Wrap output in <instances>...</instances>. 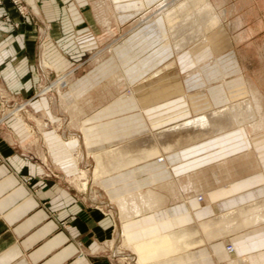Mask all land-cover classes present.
Returning a JSON list of instances; mask_svg holds the SVG:
<instances>
[{
	"label": "crops",
	"instance_id": "crops-1",
	"mask_svg": "<svg viewBox=\"0 0 264 264\" xmlns=\"http://www.w3.org/2000/svg\"><path fill=\"white\" fill-rule=\"evenodd\" d=\"M40 1L42 4L38 6ZM23 2L28 10L26 20L18 15L9 0L0 4V118L7 103H24L27 112L37 117L35 125L39 122L45 125L42 131L31 132L22 118L0 121V264H128L114 256L110 249L109 243L117 230L121 232V243L127 242L131 250L136 243L200 226L264 200V134L253 137L244 128L236 127L225 131L228 127L225 132L204 136L193 143L198 149L193 154L194 159L204 160L208 155L213 158L212 162L178 176L184 179L195 173L196 186H200L196 188L197 195L192 196L193 192L183 187L184 182L183 188H179L181 195L159 190L165 205L124 221L115 209L112 215L75 200L74 195L60 185H64L61 178L77 176L76 154L84 160H95L94 157L107 148L113 150L131 144L139 147L145 139L156 135L148 129L165 128L179 118L196 117L198 120L212 116L228 110V100L234 102L237 95H249L247 81L254 80L238 65L236 46L233 47V42L241 43L246 33L232 39L227 30L234 54L223 67L218 63L211 65L208 57L199 55L200 49L217 44L212 34L208 36L209 44L197 41L187 46V49L193 48V55L190 51L177 53L162 22L160 32L164 43L157 38L153 24L146 28L155 40L147 39L143 31L144 40H141L137 35L140 31L135 32L134 27L129 39L112 46L109 55L96 57L92 63L85 56L97 51L101 42L89 24L91 11L88 12L86 6L91 8L90 0ZM59 2L69 4V9L60 7ZM124 17L122 21L126 20ZM234 26L240 28L237 23ZM120 29L118 25L116 31ZM109 30L108 26L104 28L111 34ZM229 48L227 43L228 51ZM143 49L150 52H141ZM146 53L148 57L143 58ZM172 55L180 66V72L173 73L185 88L186 104L180 105L176 97H171L158 105V110L149 100L141 108L145 102L140 103L134 97L143 96L145 91L135 83L131 88L111 86L110 81L120 74L130 76L131 73V78H138L139 64L148 63L150 71L158 70L159 66L161 69L171 66L174 71ZM184 58L188 60L187 68L183 66ZM232 71L235 75L227 78ZM67 72L73 73L63 89L44 93L58 75ZM190 79L199 83L196 89L186 86ZM203 82L204 87L199 88ZM225 105L228 106L216 110ZM204 121L201 129L208 128ZM38 124L30 127L38 129ZM35 142L47 157L50 176L43 167L30 162L28 153L15 148ZM189 150L188 145L182 152ZM193 156L188 154L175 164L190 166ZM150 159L147 157L103 178L101 185L110 201L142 192L147 186L177 181L178 177L171 175L170 165L162 167L157 161L143 163ZM195 196L201 200H196ZM227 245L233 248V254H226ZM135 257L132 252L129 258ZM160 259L147 264H264V221Z\"/></svg>",
	"mask_w": 264,
	"mask_h": 264
},
{
	"label": "rangeland",
	"instance_id": "rangeland-1",
	"mask_svg": "<svg viewBox=\"0 0 264 264\" xmlns=\"http://www.w3.org/2000/svg\"><path fill=\"white\" fill-rule=\"evenodd\" d=\"M3 1H5V0H0V4ZM31 1L34 2V0H31ZM9 2L11 3L12 7L16 10L18 15L23 20H26L25 18L28 15V11L25 13V16L20 15V13L18 12L15 5H13V2L11 0H9ZM130 2H132V0H126L124 3L129 4ZM59 3H61V2H59ZM90 3H91V8H89V5L86 6V9L88 10V12L91 11L89 14V17H88L89 24L91 25L92 33L98 39V41L101 42L97 51L91 52L85 56V59L89 58L88 60H92L91 61L92 63L95 62L94 60L96 57H101V55H103V54H104L103 56L109 55L110 48H112V46H115L116 44H118L120 42L127 40V37L129 36V34H130V36H132L133 33L131 34V30L134 27L137 29L135 32L140 31L137 35L141 37V40H144L142 37V31L145 32L147 39L149 37H151L152 40H155V38H154L155 36L153 37V36L148 35V32L150 30H149V28H146V27L150 24H154V22H156L158 20H160V22H162L164 24V29H165V31L167 30L166 33L170 36L169 38L172 39V42H173L172 44L173 45L175 44L174 46L177 49L176 48H174V49H175V51H177V53L183 52L185 54L188 51H190V53L192 54L193 48L190 47L187 49V46H189V45L191 46V44H193L197 41H200L201 43L204 42L203 44H206V42L208 41V36L212 34L213 39L216 41L218 40L217 44L213 47L208 48V46H205L204 48L200 49L199 55L208 57L209 58V60H208L209 64L213 65V64L218 63V65H220L222 67H223V65H225V61L227 59H229L230 55H232V53L234 54V52L232 51V48H231L230 36H229V33L227 32V30L230 32L232 39H235V37H236V39L240 36L242 37V35L246 33L244 36V40L242 42L238 41L241 43L236 45L233 42V47L236 46L235 51H236L237 58H238V65H240L246 71V73H248V75L250 77H252L254 80L252 82L247 81V86H249V84H250L249 87H252V88L255 87V89L257 88L259 93L254 94L255 95L254 99L250 98L251 99L250 102H252V103H247L248 105L247 104L242 105L243 102H242V100H240L243 98V100L247 99L249 101L250 99H249V96L247 95L248 93L246 94V96L243 95L242 98L238 97V95H237V97H236L237 101L233 100L234 102H232V103H234V105H241V107H240V113H241L240 115L241 116L237 115L238 117L236 116V118L234 117V119L231 120V122L233 124L236 123V125L235 126H226V127H221V128H219L218 126L215 125L216 130L215 129L214 130L207 129V128L201 129V127L203 126V125H201V127L198 128V129H200L201 134L200 133L197 134V132H195L197 125H199L201 123L203 124L204 120L207 121V122L204 121V122H206L205 124L209 125L210 122L218 123L221 120L230 119L229 111H228L229 109L228 110L224 109L223 111H225L224 112L225 114H223V116H221L223 118H219V119H217L218 117L216 118V116H215L218 114L217 112L212 114V116L199 118L198 120H196V117H193V118L189 117V119H180V118L176 119V121L173 124H170L169 126H167L165 128H157L156 130H154V132H152V134H154V135L157 133H160V134H157L154 137H150V138L145 139L143 142H141L139 147L135 148L133 144L127 145L129 147H132V149L135 150V152H136V150L139 149L138 150V153H140L139 158L135 159L134 162L135 161L138 163L142 162L143 160L147 159V157L152 158V159L148 160L147 162H143V163L149 164V163H154L156 161L157 162L160 161L159 159L162 158L164 151H162L160 144L159 143L157 144V141H156L157 138L160 140V143L163 144L164 140L170 139V137H172L171 142H173L174 147H176L178 149V148H181V143H184V141H189L188 143L193 144L196 141L197 137H200V139H201L204 136H211L213 134H219V133H222L225 131H230L234 127L244 128V130H246V132L249 134V136H253V137L264 134V0H225V1H221V0H212V1H208V0H156L155 2H152L150 4V6L146 7L145 5H143L138 11H136V13L130 12L128 15H123V14L117 15L116 10H115V6H114L115 4L113 3V0H90ZM37 4H38V6L39 5L41 6L42 1H40ZM166 4H168V6H166ZM161 5L163 7H161ZM60 7H67V10H68L69 4L67 5V4L61 3ZM194 8H196V9H194ZM124 11H127V9ZM122 16L123 17L126 16L125 17L126 20L122 21ZM178 18H179V20H178ZM105 19L107 21H105ZM234 23L239 24L240 28L238 27V29H237L234 26ZM118 25H121L120 32L116 31V27H118ZM106 26H108L110 28L109 32L111 34L104 31V28ZM171 29L174 31H171ZM129 38L130 37H128V39ZM173 40H175V41H173ZM221 41H223L222 43L225 44L224 47H226V48H227V43H228V45L230 46V48H229L230 51H228V52L226 50L222 51V49L220 48ZM142 42H144V41H142ZM180 42H182V44ZM158 47L156 48V50L158 49ZM144 50H147L146 52H148V51L150 52V49L149 50L143 49L141 52H143ZM146 54L147 55L144 56L143 58L148 57L149 53H146ZM92 56L94 58H92ZM186 56H188V55H186ZM191 56L189 55V57H191ZM151 58H153V56ZM171 58H170L171 62L175 61L174 62V65H175L174 71H171L172 70L171 66H168V67L163 66L162 69L159 66L157 68L158 70L149 72L150 71L148 69L149 65H148V67H146L145 70H149L148 71L149 73H154V72L159 71V70H161L162 72L164 71L163 73H166V75L163 74L164 77H162L163 79H161V80L162 81L170 80L171 76L176 77L173 72H176L177 70H178V72H180V66L178 64L177 59H175V57L173 55ZM183 62H182L183 66L185 68H187L188 67V60H186V58H184ZM174 65L172 66L173 69H174ZM92 66H94V65H92ZM139 66H140V64H139ZM230 66H232V65H230ZM140 68H141V66H140ZM138 69L139 68H137V70ZM83 70L84 69H81L82 72H83ZM124 71L126 73V70H124ZM72 73L73 72H67V73H63V74L58 75V77H56L55 80L50 84L48 90L51 88H52V90L54 89L56 91L63 89L68 84V82H70L69 76ZM140 75H141V73L139 72V76ZM233 75H235V72L232 71L226 77L228 78V77H231ZM125 76L127 77V75H125ZM139 76H138L137 81H134V80H136L135 78H130L128 80V77H127V80H128L127 84L128 85L122 86V87L123 88L124 87L131 88L134 83L136 84V86H139V85H137L138 83L143 84L145 78L144 77L139 78ZM131 77H133V76L131 75ZM176 79L178 80V83L181 86V90H183V95H184L185 94V90H184L185 88L182 87V83L180 82L179 78L176 77ZM199 81L202 82V80H199ZM59 83H62L60 88L58 86H55ZM157 83L159 84L157 79H155V78L151 79V84L153 86L155 85L157 87L158 86ZM171 83L172 82L170 80V86L167 88L168 89L167 95H169L168 96L169 98L163 97L164 96V93H163L164 89H158L157 92H154V94H161V97L163 98V100H161L160 102L156 103L155 102L156 99L155 98L153 99V95L148 93L144 89H142L145 91L144 95H143L144 97L138 95V96H135L134 98L136 99V97H139V99H136V100H139L140 103L145 102L144 105L148 104L147 101L149 100V103H152L155 105V107H158V105H160L162 102L163 103L167 102L171 97H176L178 104L184 105V103L187 101L186 96H185V102L181 103L183 101L181 100L180 92L174 86H172ZM183 83H185V82H183ZM222 83H224V81H222ZM198 84L199 83L193 82L192 79H190L186 82V86L188 88H191V89H193V88L196 89ZM201 87H204V82H203V84L201 83V86H199V88H201ZM242 87L244 88V84L242 85ZM41 94L42 93H40V95ZM249 94L252 95V93H250V92H249ZM94 97H97V96H95V94H94ZM256 97H258V98H256ZM259 97H261V98H259ZM238 99L240 101H238ZM3 101H5V100H3ZM19 105H23L22 107L25 108L24 103L23 104L22 103H13V104L7 103L6 104L7 107L6 106L4 107V111L2 112V116L0 118V121H3L6 118H10V117L11 118H22L23 123H25V127L27 125V129H29V131H31V132L36 131V130L42 131L45 123H42V122H39V124L37 123L38 129L30 127V125L37 126V124L35 125V123H34L35 120L37 119V117L35 115L31 114L30 112H27V108H25V110H23L22 113L21 112L16 113L15 115L12 113V112H15V109L22 108V107L19 108L18 107ZM227 106L228 105L221 106L220 108H218L216 110L222 109V108L227 107ZM9 107L13 108V109H10ZM16 107H18V108H16ZM175 108H178V106H176ZM246 110H248V111H246ZM16 111H18V110H16ZM259 113H260V115H259ZM22 114H23V117H22ZM254 114H256V115H254ZM175 116H179V115L176 114ZM194 120H195V122H194ZM188 122H190V123H188ZM161 124L163 125V123H161ZM0 125L2 126V124H0ZM206 127H209V126H206ZM228 127H230V128H228ZM226 128H228V129L225 130ZM246 128H248V129H246ZM150 131H152V130L148 129V132H150ZM163 131H166V132H163ZM192 131H194V132H192ZM161 132H163V133H161ZM58 135H60V134H58ZM169 135H171V136L167 137ZM60 136H62V135H60ZM30 137H32L31 134H30ZM164 138H166V139H164ZM182 139H184V140H182ZM38 146L39 145H37L35 142L32 144H27L23 147H21V145H17L15 148H17V150L22 151L26 154L28 153L30 155L29 158H31L30 162L32 164L36 165L37 167L38 166L43 167L45 169V171L48 172V174H49L48 176H50V171H48V170H50V167H49L48 162H47L48 161L47 157H46V155L43 156L41 148H40V146L39 147ZM124 147H126V146H124ZM124 147H121L120 150L118 148H116L117 150L116 149H113V150L119 151V153H121V151H124ZM150 150L152 151L149 154L150 156L149 155L147 156V154L145 155V153H149ZM127 154L130 157L129 151L127 152ZM134 154H136V153H134ZM75 158H76V164H77V169H78L77 176L71 177V178H61L64 185L62 184V185H60V187H62L64 190H67V192L69 194H71L72 196L74 195L75 200L83 201L84 203L87 202L88 204H90V206L92 205L95 208L96 207L102 208V210L104 212H109V214L111 213L112 215H114L115 212L112 209H115V204H114V202L110 201L108 195L105 194V191L102 188L101 181L103 180V178H99V179H97V181L91 179V175H92L93 170L95 168L94 165L96 163V159L93 160L92 158H87L86 160H84L78 154L75 155ZM143 165H145V164H143ZM143 165H141V166H143ZM81 171L85 172L86 179L88 180L87 181V189L85 192L76 190L77 188L75 187V185L73 183V180L80 176ZM48 180H51V179L49 178ZM82 180H81V182H83ZM161 185L162 184L158 183V185L155 184L154 186H149V187L147 186L148 188L144 187L141 189V191L143 193L147 189H150V190H153V191L155 190L156 192H158V190H160ZM98 203H101V204L98 205ZM113 204H114V206H113ZM130 212L133 213V211H131V210H130ZM120 234H121V232L117 230L116 236L114 237V240L111 241V243H109L110 249L113 252L114 256L120 257V260H122V258L125 257L124 260L125 259L126 260L125 261L122 260V262L132 263V262L127 260L128 257H130L132 255V252L129 248H127L126 244H124L123 241L121 243ZM227 246H230V245H227ZM119 255H122V256H119Z\"/></svg>",
	"mask_w": 264,
	"mask_h": 264
},
{
	"label": "bare ground",
	"instance_id": "bare-ground-1",
	"mask_svg": "<svg viewBox=\"0 0 264 264\" xmlns=\"http://www.w3.org/2000/svg\"><path fill=\"white\" fill-rule=\"evenodd\" d=\"M125 1L126 0H113V3L115 4L114 6H115L116 13H120V14H123V15H125V14L127 15L130 12L136 13V11H138L143 5H145L146 7L150 6V4L152 2H155L156 0H132V2H130L129 4H125L124 3ZM208 1H212V0H208ZM168 4H166V6H168ZM161 7H163V6L161 5ZM126 9H127V11H124ZM194 9H196V8H194ZM27 11L28 10H27V7H26V12ZM124 19H125V17H124ZM178 20H179V18H178ZM105 21H107V20L105 19ZM161 25H162V23L158 20V21L154 22L153 27L155 28V31H156L155 33L157 34V38L159 39V41L164 43V41H165L164 35L160 32V26ZM171 31H174V30L171 29ZM173 41H175V40H173ZM222 42L223 41H221L220 48L222 49V51H225V50L228 51L227 48L224 47L225 44H223ZM180 43L182 44V42H180ZM174 51H175V49H174ZM140 66H141V68L139 67V69H138V71L141 73L139 78L144 77L145 80H144L143 84H139L138 83L137 85H139V86H136L137 88L140 87V89H144L148 93L152 94L153 95V99L155 98L156 99L155 102L157 103V102H160L161 100H163V98L161 97V94H154V92H157L158 89H164L163 90V93H164L163 97L167 98L169 96V95H167V92H168L167 88L170 86V80H171L172 86H174L180 92L181 100L183 101V102H181V101L180 102L181 103L185 102V96L186 95L185 94L183 95V90H181V86L179 85L178 80L176 79V77L171 76V79L169 78L170 80L162 81L161 79H163L162 77H164L163 76L164 73L161 70L156 71L154 73H149L151 71L145 70L146 67H148V63L142 64ZM127 77H128V80H129L131 78V74H130V76L127 75ZM127 77L125 75H123V74H120V75L114 77L110 81V82H113V83H111V86H113V87H116V85L127 86L128 85L127 84V82H128ZM153 78L157 79V81L159 82V84L157 83L158 84L157 87L155 85L153 86L151 84V79H153ZM135 79L136 80H134V81H137L138 78H135ZM244 84H245V82H244ZM61 85H62V83H59V84H57L55 86H58L60 88ZM244 86H246V84ZM249 86H250V84H249ZM249 86H248L249 92L252 93V95H250V94L248 95L249 99L250 98L254 99V97H255L254 94L259 93V91L257 90V88L255 89V87L252 88V87H249ZM47 90H45L44 93ZM51 90H52V88L49 89V91H51ZM238 97H240V96L238 95ZM240 98H242V97H240ZM256 98H258V97H256ZM259 98H261V97H259ZM136 99H139V97H136ZM251 99L248 101L247 99L243 100V98H242V102L244 103V104L242 103V105H246L247 103H252V102H250ZM227 103L229 105V110L228 111H229L230 119H226V120H221L220 119L221 121H219L218 123L210 122L209 125H208L209 127L207 129L214 130L216 128V126L221 128V127L235 126L236 125V123L233 124L231 122V120H233L234 117L236 118L237 115L241 116L240 115L241 114L240 113L241 105H234V103H232L231 100H228ZM143 107H144V104L141 105V108H143ZM156 108L158 110L159 107H155V109ZM22 110H23V108H20V109H18V111H15V112H12V113L15 115L16 113L22 112ZM246 111H248V110H246ZM78 112H79V109H78ZM224 112L225 111H223V110L217 112L218 114L215 115L216 118L217 117H218L217 119L223 118L221 116H223V114H225ZM254 115H256V114H254ZM259 115H260V113H259ZM200 127H201V124L197 125V127H196V131L195 132H197V134H199V133L201 134L200 129H198ZM240 128H242V127H240ZM246 129H248V128H246ZM152 131H154V130H152ZM192 132H194V131H192ZM170 136L171 135H169L167 137H170ZM171 138L172 137H170V139L164 138L166 140H164L163 144L160 143V140L158 138L156 139V141H157V144L158 143L160 144L162 151H164L163 156H162L161 159H159L160 161L158 163L162 164V167H163V165H170L171 166L170 167L171 168L170 171H171L172 177H178L180 174H185L188 171H191L193 169H197V168L201 167L205 162H208V163L212 162L213 158L211 156H209V155L206 156L205 157L206 159H204V160L194 159L195 157L193 156V154L198 150L196 146H194L192 143H188L189 141H184V143H181V148L177 149L176 147H174L173 142H171ZM199 139H200V137H197L196 141H198ZM182 140H184V139H182ZM188 145H189V149L190 150L188 152H182V149L184 147H186V150H187V146ZM201 147H202L201 149L204 148V146H201ZM118 149L120 150V148H118ZM138 150H136V152H135V150H133L132 147L126 146V147H124V151H121V153H119V151L108 150V148H107V151L101 152L99 155L94 157L96 159V163H95V168L93 170V173L91 175V179L97 181V179H99V178H104V177L106 178V176H110L114 172L122 171L123 169L138 163L136 161L134 162L135 159L139 158V154L140 153H138ZM128 151H129L130 157L127 154ZM134 153H136V154H134ZM186 153H188L189 155L193 156V159H194V161L189 164L190 166H186V165H183V164H180V165L175 164V161H177L178 159L184 158L186 155H188ZM133 154L136 155V156H134ZM210 166H212V165H210ZM213 170H215V169H213ZM213 170H212V172H213ZM208 171H210V168H209ZM201 173H203V172H201ZM219 173H221V172H219ZM205 174H206V172H205ZM228 174H230V173H228ZM201 175L203 176V174H201ZM206 176L207 175H205V177ZM230 176H231V174L229 175V177ZM208 177L211 178L212 175L211 176L208 175ZM208 177H206V178H208ZM181 178H184V177H181ZM218 178H220V177H218ZM81 180L83 182H81ZM176 180L177 181H171L169 183L162 184L160 186V190H167L168 193L172 194L173 196L177 195V194L181 195L179 188L182 186V182H184L183 183V187L185 186V188L189 189V191H192L193 192V195H192V192H191L192 196L197 195V194H195L196 191H197L196 188L197 187L199 188L200 186L199 185L196 186L197 185V175L195 173H194V175L188 176V177H186L184 179H180V177H178V179H176ZM87 181L88 180L86 179L85 172L81 171L80 172V176L73 180V183H74L75 187L77 188L76 190L85 192L86 189H87ZM207 181H209V180H207ZM219 182H220V180H219ZM201 186L203 187L202 183H201ZM207 186H208V184H207ZM211 186L212 185H210V187ZM183 187H181V188H183ZM205 189H207V188H205ZM183 190H184L183 192H185V189H183ZM154 191L153 190L150 191V189H148L147 191H145L143 193L139 192V193H134V194H128V195H125V196H123L121 198H118L117 200L113 201L114 204H115V210L119 214L120 219L123 220V221L124 220H128V219L133 218L135 216H138L140 214H144L145 212L159 209L160 207L163 206V204L165 205V199L164 198L162 199L160 197L161 193H158L156 191L154 192ZM198 191H200V189ZM183 192H182V194H183ZM179 198H181V197H179ZM196 200L200 201L201 198L200 197H196ZM99 204H101V203H98V205ZM114 204H113V206H114ZM167 204H168V202H167ZM130 210L133 211V213L130 212ZM263 221H264V200L260 201V202H257L255 204H251L250 206H247V207L243 208L239 212L230 213V214L221 216L219 219L211 220V221H209L207 223L200 224V226H191V227H188V228L186 227L187 229H185L183 231H181L182 229H180V232L175 233V234H171V235H167V236L165 235L164 237H160V238L153 239V240L150 239L149 241L140 243L138 245L136 243L137 246L134 245L135 247L131 248V251L135 254L136 257L135 258H129L128 257L127 260L132 262V263L147 264V263H150V262L155 261L157 259H160L161 257H164L166 255H171V254H174V253L176 254V252H180V251H182V250H184L186 248H193L194 249V247L200 246V245L204 244L207 241L209 242V241H213V240L219 239L220 237H222L224 235H227L229 233H234V232H236L238 230H241V229H243L245 227H248L250 225H256V224L261 223ZM228 224H230V225H228ZM227 225H228V227H226ZM126 244H127V242H126ZM225 251H226V254H233V252H234V250H233V248L231 246H227ZM119 256H122V255H119ZM124 258L125 257H123L122 260H124ZM134 259L137 260V261L133 262ZM128 264H131V263H128Z\"/></svg>",
	"mask_w": 264,
	"mask_h": 264
},
{
	"label": "built area",
	"instance_id": "built-area-1",
	"mask_svg": "<svg viewBox=\"0 0 264 264\" xmlns=\"http://www.w3.org/2000/svg\"><path fill=\"white\" fill-rule=\"evenodd\" d=\"M13 5L17 8L20 15L25 16L26 13V5L24 4L23 0H11Z\"/></svg>",
	"mask_w": 264,
	"mask_h": 264
}]
</instances>
